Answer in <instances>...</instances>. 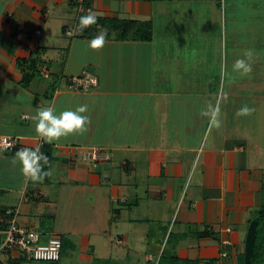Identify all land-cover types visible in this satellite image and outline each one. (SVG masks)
Instances as JSON below:
<instances>
[{
    "label": "crops",
    "instance_id": "crops-1",
    "mask_svg": "<svg viewBox=\"0 0 264 264\" xmlns=\"http://www.w3.org/2000/svg\"><path fill=\"white\" fill-rule=\"evenodd\" d=\"M232 1L87 0L96 36L103 19L153 26L150 42L107 30L93 49L73 0H0V137L40 147L50 173L34 182L15 153L0 155V264H47L2 249L15 209L21 227L61 240L57 264H157L162 253L168 264H240L264 202V47L232 38L228 59L225 25L228 7L235 24L264 30V0ZM239 59L251 72L234 69ZM31 63L49 77L25 83ZM82 75L97 86L70 89ZM80 106L83 131L52 143L37 133L38 111ZM83 147L107 164L75 160Z\"/></svg>",
    "mask_w": 264,
    "mask_h": 264
},
{
    "label": "built area",
    "instance_id": "built-area-1",
    "mask_svg": "<svg viewBox=\"0 0 264 264\" xmlns=\"http://www.w3.org/2000/svg\"><path fill=\"white\" fill-rule=\"evenodd\" d=\"M76 9V19L92 12L91 8L86 5L87 0H73ZM88 27V26H87ZM74 29L65 30L66 35L74 33ZM41 76L48 78L49 68L42 65L39 68ZM97 79L90 75L76 76L70 79L69 87L74 91L86 92L97 86ZM24 148L19 139L15 137H0V155L17 152ZM73 157L79 162H85L92 167L106 165L108 157L103 150L98 147H83L74 152ZM18 210L8 211L7 220L4 225L7 226L5 231V241L2 249H17L26 254L31 260L37 263H57L61 257L62 242L57 237L42 239V235L32 230L21 227L17 223ZM2 222V220H0Z\"/></svg>",
    "mask_w": 264,
    "mask_h": 264
},
{
    "label": "clouds",
    "instance_id": "clouds-1",
    "mask_svg": "<svg viewBox=\"0 0 264 264\" xmlns=\"http://www.w3.org/2000/svg\"><path fill=\"white\" fill-rule=\"evenodd\" d=\"M97 17L95 14H89L80 17V28L95 24ZM107 30L102 29L100 34L93 37L89 42V47L93 49L101 48L105 44L107 37ZM251 50L246 51L245 56L248 61L252 59ZM235 70L240 71L242 74L251 72V64L246 62L245 59H239L233 66ZM87 111V106H80L72 110L62 111L57 115L55 109L47 107L37 112L36 131L40 134L47 143L59 140L61 137H66L69 134L83 131L85 126L89 123V116L83 115ZM218 111V110H214ZM251 111L247 106L242 107L238 111V115H246ZM219 121H217V125ZM16 161L21 165L23 174L29 177L32 181H41L49 172L42 170L40 161L48 164V157L40 152V147L35 148H22L15 153Z\"/></svg>",
    "mask_w": 264,
    "mask_h": 264
},
{
    "label": "trees",
    "instance_id": "trees-1",
    "mask_svg": "<svg viewBox=\"0 0 264 264\" xmlns=\"http://www.w3.org/2000/svg\"><path fill=\"white\" fill-rule=\"evenodd\" d=\"M157 1H167V0H157ZM86 5L89 6L86 1ZM75 7V3H74ZM90 7V6H89ZM76 10V9H75ZM79 19L75 18V28L79 27ZM99 27L101 29H106L113 33L119 34L117 35L118 40H130V41H139V42H150L153 38V26L151 22H138V21H125V20H100ZM80 37L92 39L96 36L95 32L90 29V25L88 27H84L82 30L80 28ZM36 64L31 63L28 66V74L25 75V83L29 82V80L33 76H37L40 74L37 70ZM42 66V65H40ZM39 66V68H40ZM41 75V74H40ZM15 153V152H12ZM11 154V153H9ZM253 220H256V235L254 241V251L252 256L250 257L249 264H264V202L262 206L259 208L257 213L255 214ZM62 250V248H61ZM166 257L164 253L161 254L157 264H168L166 263ZM57 264V263H53ZM240 264H244V255L241 257Z\"/></svg>",
    "mask_w": 264,
    "mask_h": 264
},
{
    "label": "rangeland",
    "instance_id": "rangeland-1",
    "mask_svg": "<svg viewBox=\"0 0 264 264\" xmlns=\"http://www.w3.org/2000/svg\"><path fill=\"white\" fill-rule=\"evenodd\" d=\"M232 3H233V6L231 7L232 10H234L236 7H242L243 6V3L241 2V0H233ZM227 16H228L229 21H226L225 27H226L228 59H229V57L231 58L232 56H235V52L230 51L232 38L233 39H239V40H242L244 42H248V39H251V37H256V42H259V41H261V43L263 42L262 47H264V30H261V28H256L255 24L253 27L249 26L251 29L246 28L245 24H243L242 20H240L241 23L235 24V21L231 19V14H229L228 7H227ZM234 25H236V26H234ZM235 30L239 31V32L237 33ZM259 34L262 36L260 37ZM239 48H240V46H239ZM258 54H259V58L262 57L261 53H258ZM244 55H245V53H244ZM239 56L242 57V54L241 53L237 54V58H239ZM244 57L246 58V56H244ZM254 58H257V53H255V52H254ZM263 62H264V60H261L258 62V65H261L262 69L264 68ZM38 77L42 78V76L40 74H38ZM49 236H50V234H48V237ZM65 253L68 254V250L66 248L64 249V251L62 253V255L64 257L66 255Z\"/></svg>",
    "mask_w": 264,
    "mask_h": 264
},
{
    "label": "water",
    "instance_id": "water-1",
    "mask_svg": "<svg viewBox=\"0 0 264 264\" xmlns=\"http://www.w3.org/2000/svg\"><path fill=\"white\" fill-rule=\"evenodd\" d=\"M256 220L252 222L249 226L248 233L245 241V254H244V264H249L250 257L254 251V241L256 235Z\"/></svg>",
    "mask_w": 264,
    "mask_h": 264
}]
</instances>
